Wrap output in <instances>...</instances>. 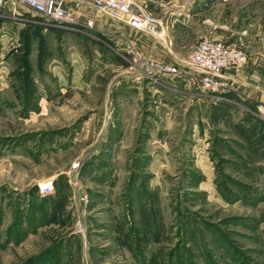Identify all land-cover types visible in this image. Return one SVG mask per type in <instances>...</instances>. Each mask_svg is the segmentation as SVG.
Wrapping results in <instances>:
<instances>
[{
    "label": "rangeland",
    "instance_id": "obj_1",
    "mask_svg": "<svg viewBox=\"0 0 264 264\" xmlns=\"http://www.w3.org/2000/svg\"><path fill=\"white\" fill-rule=\"evenodd\" d=\"M128 1L158 21L137 62L93 22L0 9V264H264L262 104L186 66L214 36L264 50V0Z\"/></svg>",
    "mask_w": 264,
    "mask_h": 264
},
{
    "label": "built area",
    "instance_id": "obj_2",
    "mask_svg": "<svg viewBox=\"0 0 264 264\" xmlns=\"http://www.w3.org/2000/svg\"><path fill=\"white\" fill-rule=\"evenodd\" d=\"M67 3L87 5L98 14L124 24L131 29L150 37H158V21L148 11L141 9L128 0H0V9L7 7L13 9L24 8L33 14L42 25L48 27L67 28L76 22V15L68 10ZM90 25V22H87ZM134 62L142 59L141 51L129 42L126 51ZM246 60V53L236 45H225L212 39L201 40L191 53L186 64L192 71L200 88L206 92L224 93L232 90L229 79L224 75L226 69L237 70ZM155 80L160 77H186L175 66L157 64L155 66ZM150 74V73H149ZM255 117L264 120V104H262ZM53 181L48 180L38 185V193L48 196L53 192ZM76 232L83 233L80 222L76 224Z\"/></svg>",
    "mask_w": 264,
    "mask_h": 264
},
{
    "label": "crops",
    "instance_id": "obj_3",
    "mask_svg": "<svg viewBox=\"0 0 264 264\" xmlns=\"http://www.w3.org/2000/svg\"><path fill=\"white\" fill-rule=\"evenodd\" d=\"M66 7L76 15L77 19L93 22L97 29H101V31L106 33H117V35H119L117 37L120 38L121 42L124 40L130 41L141 52L143 48L137 36L151 38L124 24L115 22L104 15L95 13V11L87 5H80L78 7L75 4L67 3ZM95 14L98 16H95ZM214 38L216 39L215 41L222 40V37L216 38L214 36ZM224 75L229 79L232 86V94L229 95L230 98L235 101L241 99L250 106L264 104V50L253 49L246 53L245 62L237 70L226 69Z\"/></svg>",
    "mask_w": 264,
    "mask_h": 264
},
{
    "label": "trees",
    "instance_id": "obj_4",
    "mask_svg": "<svg viewBox=\"0 0 264 264\" xmlns=\"http://www.w3.org/2000/svg\"><path fill=\"white\" fill-rule=\"evenodd\" d=\"M29 264V263H28Z\"/></svg>",
    "mask_w": 264,
    "mask_h": 264
}]
</instances>
